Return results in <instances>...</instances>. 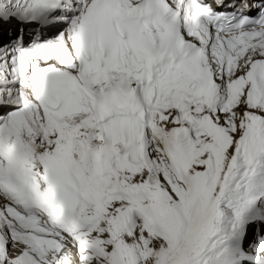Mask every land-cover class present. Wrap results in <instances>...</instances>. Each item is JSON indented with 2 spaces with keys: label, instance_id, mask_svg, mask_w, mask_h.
Masks as SVG:
<instances>
[{
  "label": "snow or ice",
  "instance_id": "snow-or-ice-1",
  "mask_svg": "<svg viewBox=\"0 0 264 264\" xmlns=\"http://www.w3.org/2000/svg\"><path fill=\"white\" fill-rule=\"evenodd\" d=\"M0 264H264V0H0Z\"/></svg>",
  "mask_w": 264,
  "mask_h": 264
}]
</instances>
